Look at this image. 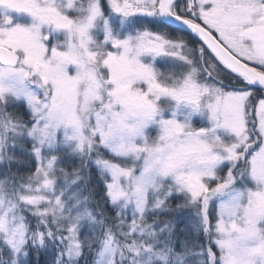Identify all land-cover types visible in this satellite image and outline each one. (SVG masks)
Instances as JSON below:
<instances>
[{"label":"snow or ice","instance_id":"6c2138e0","mask_svg":"<svg viewBox=\"0 0 264 264\" xmlns=\"http://www.w3.org/2000/svg\"><path fill=\"white\" fill-rule=\"evenodd\" d=\"M0 264H264V0H0Z\"/></svg>","mask_w":264,"mask_h":264}]
</instances>
